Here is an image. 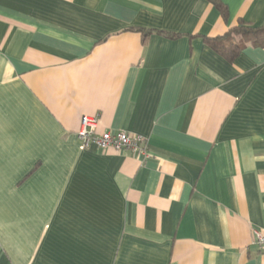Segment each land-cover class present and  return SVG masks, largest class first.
<instances>
[{"label":"crops","instance_id":"crops-1","mask_svg":"<svg viewBox=\"0 0 264 264\" xmlns=\"http://www.w3.org/2000/svg\"><path fill=\"white\" fill-rule=\"evenodd\" d=\"M219 1L0 0V264H264V49L205 42L264 0Z\"/></svg>","mask_w":264,"mask_h":264},{"label":"built area","instance_id":"built-area-1","mask_svg":"<svg viewBox=\"0 0 264 264\" xmlns=\"http://www.w3.org/2000/svg\"><path fill=\"white\" fill-rule=\"evenodd\" d=\"M97 123L95 117H81L80 126L76 134L81 149L88 150L94 147L99 151H130L134 154L146 156V144L142 137L122 132V130L116 133H99L96 129ZM251 235L252 244L260 252L264 253V232L255 229Z\"/></svg>","mask_w":264,"mask_h":264},{"label":"trees","instance_id":"trees-1","mask_svg":"<svg viewBox=\"0 0 264 264\" xmlns=\"http://www.w3.org/2000/svg\"><path fill=\"white\" fill-rule=\"evenodd\" d=\"M207 1L214 5L224 20L227 19V8L219 0ZM237 24L235 28L230 29L223 36L205 38L206 44L211 48L210 50L230 62L246 46L264 49V28H250L240 21ZM142 34L145 35V32H142ZM236 35L238 38H236ZM164 36L168 39L176 37L172 34H165Z\"/></svg>","mask_w":264,"mask_h":264},{"label":"rangeland","instance_id":"rangeland-1","mask_svg":"<svg viewBox=\"0 0 264 264\" xmlns=\"http://www.w3.org/2000/svg\"><path fill=\"white\" fill-rule=\"evenodd\" d=\"M236 38H238V36L236 35Z\"/></svg>","mask_w":264,"mask_h":264}]
</instances>
